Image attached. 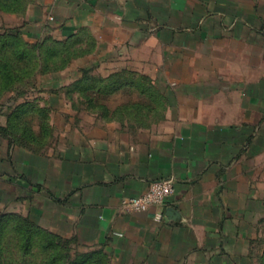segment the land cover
<instances>
[{
  "label": "crops",
  "instance_id": "1",
  "mask_svg": "<svg viewBox=\"0 0 264 264\" xmlns=\"http://www.w3.org/2000/svg\"><path fill=\"white\" fill-rule=\"evenodd\" d=\"M27 18L85 47L52 89L101 100L75 103L85 114L67 115L50 151L13 155L9 179L110 264L251 263L264 223V0H31ZM159 178L175 190L160 217L122 204Z\"/></svg>",
  "mask_w": 264,
  "mask_h": 264
},
{
  "label": "rangeland",
  "instance_id": "2",
  "mask_svg": "<svg viewBox=\"0 0 264 264\" xmlns=\"http://www.w3.org/2000/svg\"><path fill=\"white\" fill-rule=\"evenodd\" d=\"M30 3L0 0V264H110L100 247L84 244L67 226L54 225L52 215L44 212L26 184L11 181L5 170L13 155H35L56 146L65 135L61 123L68 121L69 114L82 117L86 112L76 109L75 103L101 100L99 94H58L52 89L58 85L53 79L55 71L65 69L68 60L83 54L85 47L56 42L40 22L41 29L35 30L27 18ZM79 38L86 36L81 33ZM69 73L66 70L60 81L65 86L72 81ZM120 80L107 79V87L114 88ZM132 80L123 79L127 91ZM87 82L79 78L76 85ZM131 96L130 92L109 94L108 102L114 105ZM59 102L74 103L73 109H52V103ZM259 234L248 264H264V223Z\"/></svg>",
  "mask_w": 264,
  "mask_h": 264
},
{
  "label": "built area",
  "instance_id": "3",
  "mask_svg": "<svg viewBox=\"0 0 264 264\" xmlns=\"http://www.w3.org/2000/svg\"><path fill=\"white\" fill-rule=\"evenodd\" d=\"M174 191L173 179L159 178L150 182L143 193L123 197L121 202L125 207L135 210H145L151 206L156 207V217H160L166 200L173 195Z\"/></svg>",
  "mask_w": 264,
  "mask_h": 264
}]
</instances>
